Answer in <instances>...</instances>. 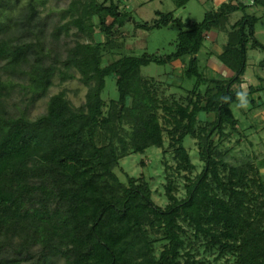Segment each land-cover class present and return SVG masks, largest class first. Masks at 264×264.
Wrapping results in <instances>:
<instances>
[{
	"label": "trees",
	"instance_id": "trees-1",
	"mask_svg": "<svg viewBox=\"0 0 264 264\" xmlns=\"http://www.w3.org/2000/svg\"><path fill=\"white\" fill-rule=\"evenodd\" d=\"M174 1L181 8L190 0ZM250 1L230 0L209 10L202 22L157 11L155 21L137 24L150 31L179 29L176 50L166 56L124 55L105 64L94 45L69 48L68 60L78 65L83 81L94 82L86 108L74 110L64 94H57L45 113L31 118L14 113L7 101L10 76L28 75L35 93L48 96L58 64L44 58L48 52L40 36L47 23L35 0H0V59L7 61L0 68V264H210L215 251L216 261L231 253L232 264H264V227L251 218L263 204L258 199L264 200V181L252 156L224 149L232 137L248 135L238 126L235 109L245 102L252 109L255 93L264 92L263 78L257 87L247 80L252 62L264 67V56L257 62L250 55V50L264 53L256 37L259 16L245 14L234 26L230 22L234 12L264 4ZM17 5L13 14L2 13ZM121 8L120 0H74L70 24L93 43L101 35L102 45H112L131 20ZM213 32L225 78L209 77L199 64ZM187 58L191 95L184 102L161 97L158 78H148L144 68ZM108 78L115 80L119 98L107 103ZM166 132L175 168L202 170L190 178L183 198L174 193L168 175L164 206L147 180L127 175L125 183L116 170L131 154L166 147ZM190 138L198 140L200 165L186 147ZM188 226L195 230L191 236ZM159 239L167 242L157 255ZM12 250L24 262L10 256Z\"/></svg>",
	"mask_w": 264,
	"mask_h": 264
},
{
	"label": "rangeland",
	"instance_id": "rangeland-1",
	"mask_svg": "<svg viewBox=\"0 0 264 264\" xmlns=\"http://www.w3.org/2000/svg\"><path fill=\"white\" fill-rule=\"evenodd\" d=\"M73 1L35 0L37 7L41 11L43 22L47 23L45 33L40 36L44 41L45 50L48 52V56H44V58L48 64L57 63L58 71L53 76V83L48 96L43 97H39L35 93L28 75L23 73L11 75L8 81L11 94L7 101L14 113H27L31 118L40 116L47 111L50 97L57 94H64L74 110L86 108L87 95L93 87L94 82L88 85L83 81L82 72L78 65L71 64L68 60L69 48H74L78 44L94 45L93 47L98 52L104 54L105 64L111 63L124 55L143 56L146 54H158L166 56L176 50L179 29L174 26L150 31L138 28L137 24L155 21L157 19V11H174L176 16L182 18L185 22H202L209 10L218 9L230 0H190L186 6L181 8L177 6V2L174 0H120L122 2L121 10L123 12H130L131 20L121 29L120 34H116L112 45H102L104 37L101 35H98L96 42L93 43L88 34L80 31L77 32V29L70 24L72 18L68 14ZM88 1L86 0V2ZM250 2L253 4L254 0ZM20 6L6 7L2 10V13L8 16V14H13L15 10H19ZM245 14L259 16L260 21L256 26V37L264 44V4L257 3L254 6L234 12L230 16L231 26H234ZM12 27L13 25L8 23L6 29L12 30ZM57 31L60 32L58 41L55 39ZM215 41L220 42L218 40V33L216 36L215 32H213L202 49L199 64L202 69L208 68L207 73L209 77L225 78L228 76V72L217 57L222 48L219 44H214ZM262 53L261 50H250V55L255 57L257 62L263 59L264 53ZM189 60V58L184 59L182 62L175 60L176 62L171 63L167 67H160L158 64L153 63L145 67L143 73L148 78L153 76L158 78L157 82L161 85L157 89L161 97L184 102L185 98L191 95L190 90L194 86V83L187 76ZM6 62L5 59H0V68L4 67ZM252 63L247 73V80L252 82L258 81L257 75L264 78V67H259L256 65V62ZM254 70L257 75H255ZM244 90L247 92L249 85L246 87L244 85ZM103 96L107 103L113 98H119L117 84L114 79H107V89L104 91ZM237 109L239 108L237 107ZM235 115L241 119L244 129L249 128L246 130L249 136L245 134V136L236 135L232 137L231 144L226 143L224 149L233 148L232 154L235 156L240 154L252 156L254 163L259 168L261 179L264 181V121L257 124L259 126V133L254 134L251 129L257 125L249 118L240 117L238 111H235ZM161 116L163 117V115ZM162 121L165 123L164 118H162ZM167 134L168 132L165 133L166 147L151 148V150H148L143 155L131 154L120 162L116 170L119 178L125 183H128L127 175L136 181L139 179L147 180L154 190L156 202L164 206L169 203L166 188L169 182L168 175L172 177V181L177 188V191L174 193L178 198H183L186 196V184L190 183V178H195L202 170L199 167L195 170L188 169L179 172L175 168L177 160L174 150L169 145V135ZM187 140H185V142L187 141L186 147L189 149L195 162L200 165V157L196 154L198 152V140L196 138ZM259 201H263V204L255 207L251 218L257 219L256 226L262 228L264 227L263 197H260ZM187 229L188 235L194 234L195 230L193 228L188 226ZM157 237L160 238L161 235L159 234ZM158 241L155 244L157 255L164 249L167 242L164 239H159ZM11 253L13 254L10 256L16 258L18 262H24L21 256L14 250ZM226 255L221 260L216 261L214 258L217 256V251H215L209 256L211 260L210 264H232L234 255L231 253H226ZM229 258L230 262L228 261ZM64 263H66L65 260L60 262V264Z\"/></svg>",
	"mask_w": 264,
	"mask_h": 264
},
{
	"label": "crops",
	"instance_id": "crops-1",
	"mask_svg": "<svg viewBox=\"0 0 264 264\" xmlns=\"http://www.w3.org/2000/svg\"><path fill=\"white\" fill-rule=\"evenodd\" d=\"M254 73H255V75H257L255 70H254ZM257 78H258L257 79L258 81H253V82L249 81V84H252L253 86L257 87L260 84V78H263V77H260L259 75H257ZM247 85L248 84L245 83V87ZM253 97H254L256 102H254L252 109H250L248 103L245 102L244 106L240 107V109L236 108L235 111H238L240 113V117L249 118L250 120H252V122H254L257 125V124L263 123L262 121H264V120H262V119H264V92H257V93H255V95ZM235 111H234V113H235ZM235 117H236V115H235ZM236 118L240 120V124H238V126L240 128L244 129V127L242 126L241 119L238 117H236ZM254 123H253V125H255ZM258 128H259V126L257 125L251 130L253 131L254 134L259 133ZM247 129H249V128H247Z\"/></svg>",
	"mask_w": 264,
	"mask_h": 264
}]
</instances>
